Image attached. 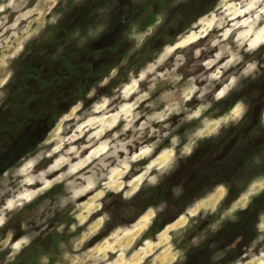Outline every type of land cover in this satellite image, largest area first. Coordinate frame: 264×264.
<instances>
[{
    "label": "clouds",
    "instance_id": "clouds-1",
    "mask_svg": "<svg viewBox=\"0 0 264 264\" xmlns=\"http://www.w3.org/2000/svg\"><path fill=\"white\" fill-rule=\"evenodd\" d=\"M110 33L0 146V264H264V0H0V109Z\"/></svg>",
    "mask_w": 264,
    "mask_h": 264
},
{
    "label": "rangeland",
    "instance_id": "rangeland-1",
    "mask_svg": "<svg viewBox=\"0 0 264 264\" xmlns=\"http://www.w3.org/2000/svg\"><path fill=\"white\" fill-rule=\"evenodd\" d=\"M135 14L136 12L133 13V15ZM116 39V33L105 35L92 45L93 51L87 55L79 53L77 50L57 62H52L38 55H34L31 59L25 61L22 77L23 93L7 102L10 104L19 103L23 107L15 113L11 107L7 110L0 109V146L6 144L8 140H13L14 149H19L21 144L15 143L14 133L23 119L27 118L28 113L35 114L41 111L52 96H59L61 92L67 93L70 91L78 78L77 72L82 75L83 72L88 70L87 67L90 69L89 64L96 68L100 62H107L110 59L107 54L102 56L99 62L93 60L94 52L112 45ZM49 81L51 84L48 83ZM57 81H60V83L57 84ZM13 115L16 116V119H12ZM36 127L39 128V125H36ZM16 139L22 140L23 137H17ZM230 163L231 161L223 165L221 171L228 170ZM152 192L153 190H149L150 194ZM170 197V193L160 191L156 199H170ZM257 205L264 207V199L257 201Z\"/></svg>",
    "mask_w": 264,
    "mask_h": 264
}]
</instances>
